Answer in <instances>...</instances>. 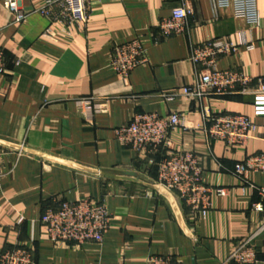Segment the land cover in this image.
<instances>
[{
	"label": "crops",
	"instance_id": "0c3cea01",
	"mask_svg": "<svg viewBox=\"0 0 264 264\" xmlns=\"http://www.w3.org/2000/svg\"><path fill=\"white\" fill-rule=\"evenodd\" d=\"M193 13L184 32L163 37L156 27L182 2ZM43 0H21L23 21L0 0V251L29 247L38 264H145L151 255L182 264L226 263L230 251L263 222L254 210L264 172H235L264 153V117L253 95H184L202 67L196 45L226 38L237 50L220 57L221 70L264 76V0L260 25L251 26L232 8L212 0H105L95 2L86 24H69L43 13ZM140 38L148 60L127 78L111 67L116 44ZM253 42L249 50L244 43ZM170 96V98H169ZM243 114L256 124L246 144L229 145L205 132V112ZM181 113L186 126L170 144L153 151L122 146L116 130L138 113ZM175 151L198 155L212 194L206 217L158 182V162ZM95 198L107 203L112 228L101 244H54L41 217L59 200ZM264 264V233L254 242Z\"/></svg>",
	"mask_w": 264,
	"mask_h": 264
},
{
	"label": "built area",
	"instance_id": "2783aa9c",
	"mask_svg": "<svg viewBox=\"0 0 264 264\" xmlns=\"http://www.w3.org/2000/svg\"><path fill=\"white\" fill-rule=\"evenodd\" d=\"M105 0H43V13L51 14L58 9L56 17L69 24H86L95 2ZM215 9L232 8L237 16L248 25L259 26L260 12L258 0H212ZM4 5L16 14L17 21H23L28 14L21 9V0H4ZM193 10L184 1L175 8L172 15L160 20L156 26L163 37H170L185 31ZM249 50L255 44L244 40ZM237 50L226 38H216L193 49L192 60L202 67L198 83L184 88V95L204 97L206 94L224 96L228 94L253 95L254 113L264 117V76L254 77L238 69L221 70L219 60ZM146 48L140 38L116 44L111 53L110 65L118 74L127 78L138 65L148 60ZM4 52L0 49V72H5ZM170 98V96H169ZM179 126L185 125L184 115L174 112L161 116L156 113H138L116 130L118 142L137 151H153L170 144V134ZM204 126L207 136L226 141L229 145L246 144L256 130V124L243 114H213L205 112ZM0 148V159L4 155ZM248 171L264 172V153L249 157L245 163H238L235 172L242 176ZM248 186L256 189L260 200L254 203V210L264 216V186H256L244 179ZM158 182L169 190L176 191L190 212L198 218L206 217L212 207L214 192L224 195L223 188L206 185L198 155L191 151H175L167 154L158 162ZM50 240L54 244L65 243L84 245L101 244L112 228L113 217L106 202L95 198L59 200L47 205L42 217ZM264 233V219L260 227L229 253L226 263L256 264L258 250L255 239ZM0 264H38L32 250L19 245L0 251ZM145 264H182L171 256L151 255Z\"/></svg>",
	"mask_w": 264,
	"mask_h": 264
}]
</instances>
